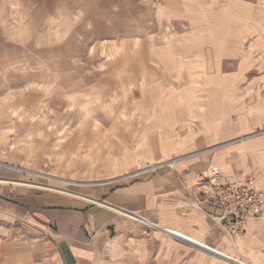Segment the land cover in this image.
Instances as JSON below:
<instances>
[{"label": "crops", "instance_id": "1", "mask_svg": "<svg viewBox=\"0 0 264 264\" xmlns=\"http://www.w3.org/2000/svg\"><path fill=\"white\" fill-rule=\"evenodd\" d=\"M214 165L264 189V0H0V264H264V214L193 204Z\"/></svg>", "mask_w": 264, "mask_h": 264}, {"label": "built area", "instance_id": "2", "mask_svg": "<svg viewBox=\"0 0 264 264\" xmlns=\"http://www.w3.org/2000/svg\"><path fill=\"white\" fill-rule=\"evenodd\" d=\"M175 161L176 159L172 158L165 163L173 168ZM195 192L198 195L194 198L193 204L214 205L217 211L213 215L232 232L244 230L249 216L264 214V189L259 188L248 174H224L218 165H214L208 174L196 182ZM169 232L235 264H254L250 259L234 258L177 230L170 229Z\"/></svg>", "mask_w": 264, "mask_h": 264}, {"label": "rangeland", "instance_id": "3", "mask_svg": "<svg viewBox=\"0 0 264 264\" xmlns=\"http://www.w3.org/2000/svg\"><path fill=\"white\" fill-rule=\"evenodd\" d=\"M112 39L113 38H111L109 43L110 44H113V43L117 44L118 40H121L123 38L122 37L119 38L116 35V36H114V39H113L114 41L113 42H112ZM112 53L113 52H111V51L109 52V51H107L105 49L104 53L103 54L101 53V59H105L106 57L112 55ZM260 73H261V70H259V69H254L253 70V76L254 77L259 75ZM245 88H248V91L250 90V92H256V91H259V90H261V91L263 90V86L260 85V84L259 85H251V86H248V87H246L245 84L240 85V89L244 90ZM95 104H96V102H95ZM78 110L80 111L82 109H80V107H79ZM80 115H83V116H80ZM84 118H85L84 114L79 113V117H78L79 121L81 119H84ZM94 118H97V117H94ZM101 118L104 119V120L106 119L105 121H107L109 119V117H104V116H102ZM29 171H30L29 172L30 176H19V178L20 179H28V180H31V181H43V182H47V183H51V184H54V185L62 186V187H65V188H68V189H71V190H74V191H79V192H84V188H85L86 184L92 182L91 180H86L84 178H79V177H74V176H51L50 174H48V172H42V171L35 172V170H32V169H30ZM33 187L44 188V187H39V186H34V185H33ZM222 259H224V258H222ZM226 262H228V261H226ZM228 264H235V263L228 262Z\"/></svg>", "mask_w": 264, "mask_h": 264}, {"label": "bare ground", "instance_id": "4", "mask_svg": "<svg viewBox=\"0 0 264 264\" xmlns=\"http://www.w3.org/2000/svg\"><path fill=\"white\" fill-rule=\"evenodd\" d=\"M15 181L22 182V183H25V184H36V185H40V186L56 188V189H60V190H65V192L66 191L72 192L71 190H68L66 188H63V187H60V186H57V185H54V184H51V183L32 182V181H28L26 179H16Z\"/></svg>", "mask_w": 264, "mask_h": 264}]
</instances>
